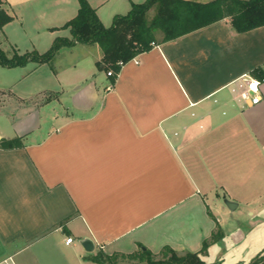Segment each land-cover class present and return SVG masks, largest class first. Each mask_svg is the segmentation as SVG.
Returning <instances> with one entry per match:
<instances>
[{
    "label": "crops",
    "instance_id": "obj_1",
    "mask_svg": "<svg viewBox=\"0 0 264 264\" xmlns=\"http://www.w3.org/2000/svg\"><path fill=\"white\" fill-rule=\"evenodd\" d=\"M12 1L0 0V10L8 15ZM67 1L46 0L45 7L69 4L66 23L78 10ZM87 1L104 25L145 0L105 9L113 0ZM63 24L46 27L50 46ZM157 41L114 82L98 65L100 51L95 61L75 59L69 77L64 68L47 71L57 85L50 92H32L28 83L24 94L1 100L7 127L0 139L20 137L22 146L0 147V264H91L85 259L98 249L131 254L140 246L155 255L163 247L200 253L214 232L225 236L212 209H227L222 197L260 215L264 80L252 71L264 72V59H250V49L264 41V26L236 33L223 19ZM83 46L93 45L70 48ZM47 64L24 68L33 73ZM245 74L261 82L257 105L237 103L230 90Z\"/></svg>",
    "mask_w": 264,
    "mask_h": 264
},
{
    "label": "trees",
    "instance_id": "obj_2",
    "mask_svg": "<svg viewBox=\"0 0 264 264\" xmlns=\"http://www.w3.org/2000/svg\"><path fill=\"white\" fill-rule=\"evenodd\" d=\"M76 15L58 29H68L70 37H56L47 51L27 52L7 59L0 50V65L5 67L25 66L29 62L50 63L60 49L80 45L97 44L102 51L98 65L112 71V82L120 71L119 61L129 62L139 54L149 51L152 43L174 40L183 35L206 27L223 19H228L236 33H243L264 26V0H212L195 2L189 0H145L132 4L126 15L113 17L110 26L102 24L96 10L87 0H77ZM152 12L149 18L148 14ZM12 18L0 10V27ZM253 69L252 74L264 80V72ZM22 146L20 137L0 139V147L12 149ZM220 230L203 242L200 253H178L170 247H163L155 255L142 246L131 254H106L98 249L89 255L85 262L91 264H115L118 259L136 260L142 264H207L201 255L206 253L209 244L221 239ZM157 257H159L157 259ZM248 264H264V252L255 256Z\"/></svg>",
    "mask_w": 264,
    "mask_h": 264
},
{
    "label": "rangeland",
    "instance_id": "obj_3",
    "mask_svg": "<svg viewBox=\"0 0 264 264\" xmlns=\"http://www.w3.org/2000/svg\"><path fill=\"white\" fill-rule=\"evenodd\" d=\"M116 1L118 0H113V2L106 4L104 9L111 6L112 3ZM36 2H39L40 5L36 6ZM71 2L76 6L78 5L77 0H68L66 3ZM46 4V0H37L25 4H20V0H13L11 2L12 8L5 7L8 9V15L12 19L0 27V50L7 59H12L15 54L22 55L32 51L44 53L48 50L50 47V43H47L49 40V31L46 30V27L63 24L68 18L67 8L69 4L61 10H51L45 7ZM130 9L129 7L125 11H120V15L128 14ZM148 16L150 18L152 12H150ZM112 18L113 17H109L106 19L104 25L110 26ZM52 31H58L56 35L70 37L68 29H53ZM160 38L161 36L157 35L156 39L160 40ZM250 50V59H264V41L253 45ZM100 51L101 49L97 44H93V46L89 48L88 46L75 49L70 47L62 48L58 55L55 56L54 59L56 60L33 73L24 68L27 64L25 66L11 68L0 65V103L1 100L7 98L9 94L20 96L24 85L28 83H33L32 92L37 91L38 93L42 90V87H44L47 92L56 89V82L51 76L46 75L47 71L51 72L52 70H62L64 68L62 76L69 77L76 73L73 71L75 59L81 56L83 59L95 61L97 55L101 54ZM84 61L81 63L82 65L79 64V66H77V71H80V68L84 66ZM27 91H29V89H27ZM44 93L45 91H41L39 94L43 95ZM22 94H24V91ZM61 100L64 101L65 98L62 97ZM1 119L3 118H0V128H6L7 125L5 121ZM223 198L224 197H222V200ZM212 209L220 218L221 223H219V225L225 236L212 244L208 251L209 254L204 258L207 264H248L255 256L264 252V207L260 209L262 212L258 217L250 216L249 213H246V210L242 208L230 211L228 208L219 210L212 206ZM158 258L159 257H157V259ZM115 264L142 263L131 259H118Z\"/></svg>",
    "mask_w": 264,
    "mask_h": 264
},
{
    "label": "built area",
    "instance_id": "obj_4",
    "mask_svg": "<svg viewBox=\"0 0 264 264\" xmlns=\"http://www.w3.org/2000/svg\"><path fill=\"white\" fill-rule=\"evenodd\" d=\"M153 45V43H152ZM130 61H134L138 63V61L133 58ZM126 63L119 61L118 65L120 68L125 65ZM108 76L113 75L112 71L107 72ZM260 80L257 78L252 77L251 75L245 74L242 77L232 81L229 84L230 90L234 95L235 100L237 103L241 105L249 103L250 105H257L261 101V92H260ZM111 86L107 88L110 90ZM72 242V238H66V243Z\"/></svg>",
    "mask_w": 264,
    "mask_h": 264
},
{
    "label": "water",
    "instance_id": "obj_5",
    "mask_svg": "<svg viewBox=\"0 0 264 264\" xmlns=\"http://www.w3.org/2000/svg\"><path fill=\"white\" fill-rule=\"evenodd\" d=\"M223 203L230 211L235 210V208L237 207L236 203H234L233 201L227 200L225 197L223 198ZM80 244L83 247V249L87 252H91L94 248L93 243L88 239L82 240Z\"/></svg>",
    "mask_w": 264,
    "mask_h": 264
}]
</instances>
